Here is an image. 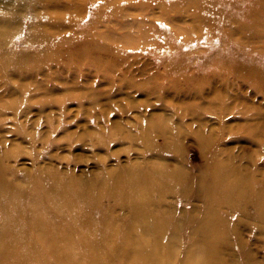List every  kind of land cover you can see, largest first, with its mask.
<instances>
[{
    "label": "rangeland",
    "instance_id": "rangeland-1",
    "mask_svg": "<svg viewBox=\"0 0 264 264\" xmlns=\"http://www.w3.org/2000/svg\"><path fill=\"white\" fill-rule=\"evenodd\" d=\"M12 1H0V18L18 22L7 50L34 52L29 25L51 23L47 12L65 15L66 26L46 27L56 62L26 55L13 70L0 61V264H90L85 246L53 254L60 251L30 218L45 213L58 226L72 223L61 221L59 184L99 192V183L128 169L161 167L182 180L151 197L177 227L159 236V264H196L210 250L201 227L208 215L226 231L217 245L226 264H264L256 194L264 187V0H41L33 7L27 0L28 8ZM70 2L82 9L75 23L67 21ZM212 164L251 183L249 191L228 203ZM38 193L49 195L39 211ZM97 203L94 213L104 210L121 238L130 227L127 202L109 195ZM133 232L151 253L152 232ZM80 235L67 234L81 245ZM89 240L99 242V231ZM104 263L128 264L116 256Z\"/></svg>",
    "mask_w": 264,
    "mask_h": 264
},
{
    "label": "bare ground",
    "instance_id": "bare-ground-1",
    "mask_svg": "<svg viewBox=\"0 0 264 264\" xmlns=\"http://www.w3.org/2000/svg\"><path fill=\"white\" fill-rule=\"evenodd\" d=\"M25 1L27 0H16L15 2L12 1L13 3H11V5L13 4V7L15 6L16 8L23 7L20 5ZM27 2H28L27 5H30L32 2L38 4V3H41V0H28ZM70 3H67V4L65 3L67 7L72 8V10L69 11V17L67 18V21L70 23H73L81 15L82 9L78 5H73L76 2L75 3L72 2L71 4ZM23 5L25 6L26 4L23 3ZM53 6H56V5L53 4ZM2 7L4 6L2 5ZM25 8H28V7L25 6ZM19 9L20 8L17 9L18 13L20 12ZM40 9H44V8L42 7ZM33 11H36V10H33ZM55 12H59V11H55ZM55 12L54 11L47 12L48 13L47 16L51 20V23L49 22L45 23L44 21V23H41V24L34 23V25H31V26L29 25V27L32 28L31 29L32 34L36 35V36L34 35L35 36L34 40L37 44L36 45L37 47H35V49L33 48L35 51L32 53H22V52L15 53L16 52L15 50H14L15 52L12 51V48H13L12 46H10L12 47L11 50L6 49L7 36L10 34V31L14 27L15 23L17 25L18 22L14 21L15 23H13L12 21H10L15 16H11V18L8 17V19L7 17L2 18L3 17L2 16L0 18V61L2 62V64L3 65L7 64L11 66L13 70L21 69L22 67L21 64L23 60H25L26 55L32 56L30 58L37 57L38 59L39 58L43 60L45 59L46 61H54L55 55L53 51L55 50L52 49V46L50 43L52 39H50L51 37L46 31V27L55 28L59 30L60 32V31H63L64 27L66 26L65 25L66 23L62 22V21H65L64 20L65 15H60L59 13L57 14ZM38 13H41V12L39 11ZM35 15H39V14H35ZM28 17L29 16H27V18ZM16 20L18 21L19 19L16 18ZM20 24L21 23H19L18 25ZM79 24L81 25V22ZM33 29H34V32H33ZM29 31L30 30H28L27 33ZM18 38H20V35H18ZM26 41H24V43ZM53 44L56 45L55 42H53ZM16 47L17 45L15 46V48ZM65 50H62V51L65 52ZM60 52H57V53H60ZM28 59L29 58H27V60ZM57 59H60V57L58 56ZM34 65H36V62ZM227 170H228V167L224 164H222V167H219L216 164L214 165L212 164L213 178L215 176H217L218 178V180H214V184L218 185L219 189H222L219 191L221 197L223 196V189L227 188L225 189L226 195L224 198L226 199L229 198L230 200L228 203L234 204L236 203L238 199L242 198V195L245 192V190L249 191V187L251 183L234 177L233 171L231 169H229V171ZM113 177L114 178L109 182L99 183L100 185L99 192H94L92 189H89L86 187L83 188L82 186L80 188L78 186H68V185L65 186L62 184H59V185L56 184L59 186L58 188L60 190V195H62L63 197V202L61 203L63 206L62 211L64 213L63 214L64 219L61 221L63 222L66 220L65 218L69 217V221H71L72 223L64 222V224H62L63 226L62 225L58 226L55 220L52 219L54 218L53 216H51L50 214L43 213L42 215H37L35 217L32 216L30 218V221H32L31 226L37 232L42 233L43 236H46V234H49L51 245L53 246L54 249H57L58 251H60V252H53V254L58 255L59 257L73 253V252H61L63 250L69 249L72 246H76L78 248L81 246H85L87 247V250L86 252H83V255L90 262V264H105L104 259L106 257H112V256H116L120 261L126 260L128 264H149V263L159 264V260H157V256L155 255V251L160 250L159 236L162 233H164L166 230L175 231L177 227L176 226L174 227L171 224V220L166 218L164 214L162 213V211H160L157 214L158 211L153 208L151 197L154 194H157V195L162 194V192L166 188L174 189L175 186H173V183L177 182L178 180H182L180 174L177 172H169L162 167L159 169L153 168L152 170L148 172H143L137 168H132L130 170L128 169V171L124 172V174L123 173L117 174V176H113ZM35 189L39 191L38 188H35ZM256 194H258L259 196V199L257 200L259 201L258 215L260 216V212H264V187H261L258 190V192H256ZM109 195H113L119 201L120 200L126 201L129 208L131 209V218L128 224L130 227L122 233V235L120 236L121 238H117V236L119 235V232L115 228V225H113L111 221L108 222L105 220L107 219L106 218L107 213L104 210H100L101 208H99V213L98 212H96V214L94 213L96 208H93V207L98 205L97 203L98 197L100 199L101 196H109ZM32 197H33L32 204L35 203L39 211L44 208L45 201L48 199L49 195L44 194L43 196H40V193H38L37 195H33ZM226 199L224 200L225 202H226ZM82 203L86 204L87 206L86 210L81 208ZM28 210L33 211L34 209L30 207ZM55 211L57 212V210ZM98 214L99 216L96 217V215ZM207 217L208 218L204 220L201 227H204L207 230V235L205 238V247L209 245L210 250H208L204 256L200 257L196 261L197 262L196 264H226L221 258L220 248L217 249V245L221 240H223V237L226 231L223 229V225L219 224L218 220L212 219L210 215H208ZM16 224L19 225V227H18V232L15 233L16 234L15 236H18V235L20 236L22 225H20L19 221H16ZM138 227H142L143 230L152 232V235L155 240V243H154L155 246H153V251L151 253H148L147 251L144 250V245L143 246L139 245L138 247L136 235L133 232V229L138 228ZM77 231L84 232L80 234H84V236L87 238L86 243L83 241L82 244L80 245L77 242L78 240L72 241L71 239L68 238L67 234H70V233L74 237H76L77 235L79 238H82L81 235ZM97 231H99V234H100L99 242H91L89 240V237H93L94 233H96ZM141 237H142V240L146 243L147 242L146 236L142 235ZM4 254L5 253H2V255ZM55 255L54 257L56 261H62Z\"/></svg>",
    "mask_w": 264,
    "mask_h": 264
}]
</instances>
